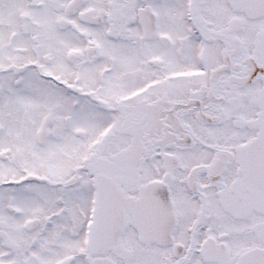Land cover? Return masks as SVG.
I'll return each instance as SVG.
<instances>
[{"label":"snow or ice","instance_id":"snow-or-ice-1","mask_svg":"<svg viewBox=\"0 0 264 264\" xmlns=\"http://www.w3.org/2000/svg\"><path fill=\"white\" fill-rule=\"evenodd\" d=\"M0 264H264V0H0Z\"/></svg>","mask_w":264,"mask_h":264}]
</instances>
